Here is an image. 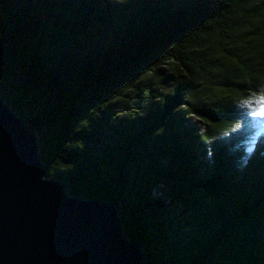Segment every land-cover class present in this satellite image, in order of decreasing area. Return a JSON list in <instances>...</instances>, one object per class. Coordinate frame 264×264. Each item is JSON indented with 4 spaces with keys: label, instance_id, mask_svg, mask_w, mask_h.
<instances>
[{
    "label": "trees",
    "instance_id": "trees-1",
    "mask_svg": "<svg viewBox=\"0 0 264 264\" xmlns=\"http://www.w3.org/2000/svg\"><path fill=\"white\" fill-rule=\"evenodd\" d=\"M0 94L144 264H264V0H0Z\"/></svg>",
    "mask_w": 264,
    "mask_h": 264
},
{
    "label": "water",
    "instance_id": "water-1",
    "mask_svg": "<svg viewBox=\"0 0 264 264\" xmlns=\"http://www.w3.org/2000/svg\"><path fill=\"white\" fill-rule=\"evenodd\" d=\"M39 136L0 94V264H144L115 204L48 179Z\"/></svg>",
    "mask_w": 264,
    "mask_h": 264
},
{
    "label": "snow or ice",
    "instance_id": "snow-or-ice-1",
    "mask_svg": "<svg viewBox=\"0 0 264 264\" xmlns=\"http://www.w3.org/2000/svg\"><path fill=\"white\" fill-rule=\"evenodd\" d=\"M256 102V109L253 112L254 116L257 117H264V95H261L259 97H254ZM252 149L249 148L248 151L250 152Z\"/></svg>",
    "mask_w": 264,
    "mask_h": 264
},
{
    "label": "rangeland",
    "instance_id": "rangeland-1",
    "mask_svg": "<svg viewBox=\"0 0 264 264\" xmlns=\"http://www.w3.org/2000/svg\"><path fill=\"white\" fill-rule=\"evenodd\" d=\"M116 2H118L119 4H124V3H127V2H130V0H115ZM155 106V105H154ZM153 106V107H154ZM194 120L198 122L199 124V118L197 117H194ZM255 123L256 125L261 129L263 130L264 129V117H256L255 119ZM161 188H166V186L162 185ZM154 192V191H153Z\"/></svg>",
    "mask_w": 264,
    "mask_h": 264
},
{
    "label": "clouds",
    "instance_id": "clouds-1",
    "mask_svg": "<svg viewBox=\"0 0 264 264\" xmlns=\"http://www.w3.org/2000/svg\"><path fill=\"white\" fill-rule=\"evenodd\" d=\"M242 163H246V161L245 162H242Z\"/></svg>",
    "mask_w": 264,
    "mask_h": 264
}]
</instances>
